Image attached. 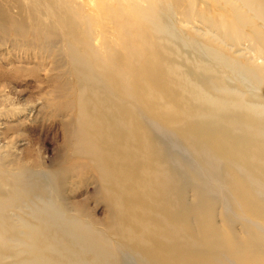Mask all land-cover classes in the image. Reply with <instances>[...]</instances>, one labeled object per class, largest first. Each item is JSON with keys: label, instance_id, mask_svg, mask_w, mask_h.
Segmentation results:
<instances>
[{"label": "bare ground", "instance_id": "obj_1", "mask_svg": "<svg viewBox=\"0 0 264 264\" xmlns=\"http://www.w3.org/2000/svg\"><path fill=\"white\" fill-rule=\"evenodd\" d=\"M149 1L145 8L130 1L126 13L113 10L109 14L114 17L111 23L120 29L117 39L111 35L101 38L104 32L99 29L94 32L88 28L77 30L83 44L82 51L79 46L69 48L68 62L81 86L77 92L79 117L89 119L82 122L86 125L84 130L92 129V136L96 137L103 131L111 136L115 129L120 136L128 133L133 141L145 142L151 134L161 146L159 157L163 160L165 182L176 187L188 184L202 209L210 212L211 230L207 233L210 243L205 242L206 237H201L205 225L202 232H198L202 241L196 245H193L188 231L181 227H174L165 234L169 243L183 242V247L194 248L198 252L196 259L190 257V261L181 255L180 262L163 260L164 254L159 264H264V202L257 196V189H264V103L261 102L264 99V66L257 64L264 62V0ZM199 2L205 8L196 11ZM209 6L211 10H217L210 17L207 16ZM194 12L200 17L197 22L205 27L204 39L197 43L196 49L193 48V59L183 60L186 65L191 64L189 72L184 73L181 71V53L175 48L178 41L175 40L171 49L169 39L185 37L186 31L193 33ZM69 25L73 30L78 28L73 20ZM164 33L169 39L155 37ZM194 33L201 36L199 30ZM217 33L223 35L222 41L243 44L240 46L246 62H231L214 46L211 40L218 39ZM244 40L245 43H241ZM198 45H202L200 49H197ZM87 54L93 60L92 64H89ZM190 73L202 74L203 81H192ZM101 82H105V86H99ZM228 82H233L234 86ZM209 85L213 95L206 92ZM185 86L187 96H184ZM112 89L120 97L125 94L134 96L148 114L150 100L156 105L164 103L165 99L180 104L200 102L209 109L202 105L196 115L163 110L171 113L166 121L181 131L193 133L198 125L197 135L185 133L183 137L177 132L156 130L140 114L143 125L141 122L135 124L134 120L138 122L136 117L124 121L123 116H131L134 112L122 106V100ZM104 95L112 96L119 103L113 104ZM127 99L132 105L125 106L136 111L135 101L131 97ZM94 105L104 108L105 112L99 115L90 110ZM107 116L113 120L107 121ZM200 137L211 151L231 162L218 164L207 148L197 144ZM181 148L188 156L181 153ZM106 150L96 144L92 151L101 153L97 162L99 167L104 163ZM41 174L43 172L34 174V177L2 175L0 211L4 216L0 215V264H52L48 260L49 252L51 256L58 249H64L61 243L53 242L51 238L57 218L52 216L51 207L59 196L51 181V172L46 171L45 180ZM44 190L51 205L45 202L43 206H37L31 197L44 202L40 198ZM31 192L35 194L31 196ZM24 203L31 220L20 218L14 212ZM10 220L15 224L12 225ZM16 231L23 236L17 237ZM18 247L21 249L14 252ZM183 247L175 250L182 252ZM160 251L169 253L170 249ZM10 253L12 263L6 261ZM123 255L129 264H156L159 257L154 254L149 263L143 256H139L138 261L132 253Z\"/></svg>", "mask_w": 264, "mask_h": 264}, {"label": "rangeland", "instance_id": "obj_2", "mask_svg": "<svg viewBox=\"0 0 264 264\" xmlns=\"http://www.w3.org/2000/svg\"><path fill=\"white\" fill-rule=\"evenodd\" d=\"M130 1L142 8L150 4L149 0H0V182L4 173L34 177V174L43 172L41 178L45 180L46 171L51 172V181L59 196L51 207L52 216L57 217L51 238L64 248L51 256L49 252L48 260L52 264H129L124 253H132L138 261V257L143 256L149 263L151 256L157 253L156 264L164 254L163 260L180 262L181 255L190 261L196 259L198 252L194 248L186 245L185 248L183 242L174 244L165 239V234L174 227L186 229L196 245L202 241L198 232L205 225L201 237H206L205 242L210 243L207 236L211 230L210 212L202 209L191 186L176 187L165 182L163 160L159 157L161 146L154 136L150 134L147 142L135 139L136 143H133L131 134L121 133L120 136L113 129L111 136L103 131L102 135L93 137V130H84L86 125L82 124L89 119L79 117L77 92L81 86L71 71L68 50L79 46L82 51L83 44L77 30L85 28L93 32L103 30L100 35L103 39L110 35L117 39L120 29L111 23L114 17L109 14L113 10L126 13ZM202 7L205 5L199 2L196 11ZM208 9V17L217 11L211 10V6ZM193 15L196 19L193 33L186 31V36L178 39H169L165 33L155 35L156 38L169 39L171 49L175 40L178 41L175 48L181 53V71L184 73L189 72L191 64L186 65L183 60H192L193 48L196 49L197 43L204 39L205 27L197 22L200 17L195 12ZM72 20L78 25L76 30L69 25ZM195 30H199L201 36L196 35ZM217 34L218 39L211 40L214 46L231 62H246L240 46L243 44L222 41L223 35ZM201 46L198 45L197 49ZM88 56L89 64H92L93 60ZM257 64L264 66V62ZM190 76L194 82L203 81L202 74L190 73ZM228 84L232 86L234 83ZM103 85L105 82L99 84ZM185 89L184 96H187L186 86ZM206 92L214 94L210 85ZM115 95L122 100L123 107L134 112L131 116H123L124 121L136 117L138 122H134L138 124L140 114L156 130L177 132L183 137L185 133L195 135L198 130L197 125L192 130L194 134L181 131L165 118L170 117L171 110L196 115L204 105L200 102L180 104L165 99L164 103L156 105L150 100L148 114L134 96ZM105 97L113 104L119 103L112 96ZM127 97L135 101L136 111L125 106L132 105ZM261 102L264 103V99ZM164 109L170 111L164 112ZM90 110L99 115L105 112L104 108L95 105ZM106 120L112 121L113 118L107 116ZM96 144L109 150L103 155L101 167L97 165L101 153L92 152ZM197 144L207 148L218 164L231 162L211 151L202 137ZM181 153L188 156L182 148ZM235 166L241 171L236 163ZM257 192L264 202V189L258 188ZM33 194L31 192V196ZM40 198L44 202L34 196L31 200L37 206L48 203L46 190ZM25 201L28 203V198ZM24 205L14 212L20 218L31 220ZM0 215L4 216L1 211ZM7 215L11 217L10 213ZM10 223L15 224L14 220ZM16 236L23 235L17 232ZM182 247V252L175 250ZM162 248H169L170 252H161ZM10 256L12 253L6 261L12 263Z\"/></svg>", "mask_w": 264, "mask_h": 264}]
</instances>
